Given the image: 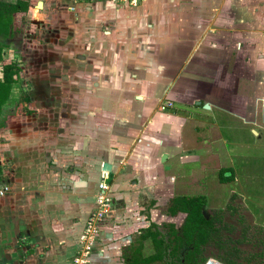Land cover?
I'll list each match as a JSON object with an SVG mask.
<instances>
[{
    "label": "crops",
    "instance_id": "obj_1",
    "mask_svg": "<svg viewBox=\"0 0 264 264\" xmlns=\"http://www.w3.org/2000/svg\"><path fill=\"white\" fill-rule=\"evenodd\" d=\"M26 2L29 11L35 0ZM93 6L94 12L75 14V39L69 43L75 44L77 70L61 84L60 97L74 99L75 105L53 113L40 101L48 97L51 83L40 90L47 78L35 74L29 79L33 91L26 95L34 107L10 111V95L1 109L0 179L10 191L0 197V264H68L94 210L103 171L109 174L112 207L89 264H127L132 247L141 242L143 249L150 242L140 236L157 225L153 212L180 197L175 196L181 186L177 179L187 178V187L193 186L220 150L218 142L208 143L205 117L214 115V108L201 106L203 84H222L234 75L243 51L251 52L245 66L253 68L255 78H264V0H141L139 7L120 10ZM28 11L15 15L12 39L21 33L19 22ZM99 21L102 27H94ZM248 32L257 36L250 44L243 36ZM11 40L2 52L3 64L16 62L15 55L4 58L12 52ZM22 42L19 50L32 43ZM229 64L235 68L231 73ZM184 98L196 99L188 117L173 109L189 105ZM163 100L173 102L166 115L157 111ZM215 110L213 125L220 134L221 116L239 119ZM53 129L60 131V142L51 138ZM176 167H186V174H176ZM142 249L140 258L153 254L145 256Z\"/></svg>",
    "mask_w": 264,
    "mask_h": 264
},
{
    "label": "rangeland",
    "instance_id": "obj_2",
    "mask_svg": "<svg viewBox=\"0 0 264 264\" xmlns=\"http://www.w3.org/2000/svg\"><path fill=\"white\" fill-rule=\"evenodd\" d=\"M75 1L35 0L28 14L22 17L25 21L19 22L21 33L11 40L13 41L12 46H10L12 52L4 53L6 61L11 60L12 56L15 55L16 63L21 68L20 76L12 86L11 99L7 104L10 111L16 108L15 112L24 113L34 107V101L31 102V99L26 95L33 91L29 79L35 74L40 78H47L45 84L39 85L40 90H43L48 83H51L50 87L52 90L48 93V97L40 101L45 102L46 107L53 109V113L58 112L57 109H62L64 106L75 105L74 99L66 100L60 97L62 81L72 80L71 78L75 77L77 70L74 62L76 58L75 44L72 43L75 39V33H73L76 25L75 14L87 9H91L88 10V14L94 12L92 10L94 8L93 5L99 3L79 4ZM36 2H38V6ZM129 3L103 2L101 4L110 6L114 10L134 8ZM136 3L137 7H139V0ZM71 14L72 17L65 19V22L63 18L60 19L62 15L70 16ZM248 21V24L251 25L252 19H248ZM103 24L102 21H99L98 24H94V27H102ZM84 25L91 27L92 22L86 20ZM250 33L243 34L244 38H247L245 43L250 44L252 40L256 41L257 36H251ZM22 39H29L32 43L26 42V45L20 47V51H18V41L21 40L22 42ZM70 40L72 42L69 43ZM11 43L9 42V44ZM250 53L249 51H243L244 64L242 63L237 68V73L235 72L234 75L230 74L222 84H214L213 86L210 83L203 84L202 90L204 92L200 90L203 98L199 99L202 103L201 106L208 104L214 108V115L207 113L205 117L208 121L207 128H209L207 131L208 143L218 142L220 150H216L210 161H206V173H198L193 186L187 187V184H189L187 178L177 179L181 186H177L179 190H176L175 196L178 194V196L188 197L204 196L206 200L205 216L214 220L220 219L221 222L218 224V228L221 230L218 237L220 238L222 249L218 248L217 250L212 245L205 246L203 248V256L206 258L204 264H224L225 260L231 258L229 257V252L235 254L239 264H246L247 262H249L248 264H264V78H255L253 76V68L249 67V64L245 66ZM42 59H48V61L51 59L52 62L53 60L60 61L61 59L62 61L59 66L53 65L54 63L52 62H50L52 64H42V61H40ZM65 60H69L72 63L66 65L63 62ZM3 63V61L0 62V69ZM230 64L228 70L231 73L234 65ZM209 89L211 90L209 91ZM204 95L207 98H204ZM195 100L194 98L181 99L184 104L189 103V105H179L183 106L180 110H177L178 107H175V105L172 108L179 115L188 117V107L191 108L193 106L192 102ZM163 102H171L173 104L171 100H163L159 102L157 111H159V105ZM36 104L37 106L40 105L37 101ZM174 104H176L175 100ZM219 108L233 113L235 118H239L237 121L236 119L233 120L228 119L229 117L221 116L220 120L225 119L226 122H222V134L213 125L214 119H216L215 112H218L215 109ZM173 109H170L168 113L164 112L161 114H169ZM243 121L247 122V124L243 125ZM212 126L213 132L210 131ZM182 133L184 135L183 139L185 138L186 141L188 134L187 123L182 129ZM51 136L55 142H60L59 139L63 138L57 129H53ZM222 139H225V141H222ZM196 167L199 168L200 166ZM184 169L186 167H183L182 170L180 167H176V174H186L187 170L185 171ZM224 169H228L224 176L230 175L232 171V180L229 182H221L219 180V172ZM160 209L153 212L152 217L157 224L158 231H161L164 237L168 236V228L170 226L173 231H179L183 218H173L169 216L165 208ZM228 225L231 229H228ZM243 227L246 228V231L241 230ZM244 233V241L241 242ZM169 237L171 238L172 236ZM235 240L240 242L236 243ZM142 252L145 256L154 253L151 242L147 243ZM256 254H259L258 257L255 256ZM237 260H235L236 264H238ZM154 264L165 263L162 261Z\"/></svg>",
    "mask_w": 264,
    "mask_h": 264
},
{
    "label": "trees",
    "instance_id": "obj_3",
    "mask_svg": "<svg viewBox=\"0 0 264 264\" xmlns=\"http://www.w3.org/2000/svg\"><path fill=\"white\" fill-rule=\"evenodd\" d=\"M28 3L26 0H17L15 4L0 2V62L2 52L9 47L8 43L13 38L14 17L18 13H27ZM0 78V114L4 104L8 101L12 86L20 76L21 68L16 62L2 64ZM225 170V171H224ZM219 172L221 182L231 181L232 175H225L228 169ZM230 171V170H229ZM206 200L204 196H180L170 200L166 212L171 217H182L183 222L179 231L168 229V236H163L158 227L150 224L140 240L150 239L154 253L146 258H140L139 253L142 243L132 247V254L126 256L127 264H150L164 261L165 264H204L206 258L203 256V248L212 241L217 248L222 249L219 230L214 228L212 218L204 214ZM169 236H172L171 238ZM234 253V252H233ZM229 257L224 264H236L235 254L228 253Z\"/></svg>",
    "mask_w": 264,
    "mask_h": 264
},
{
    "label": "built area",
    "instance_id": "obj_4",
    "mask_svg": "<svg viewBox=\"0 0 264 264\" xmlns=\"http://www.w3.org/2000/svg\"><path fill=\"white\" fill-rule=\"evenodd\" d=\"M138 0H76L79 4L103 3V2H126L137 6ZM141 0H139L140 2ZM129 3V4H130ZM171 102H163L159 105L160 112H166L172 109ZM10 187L7 183L0 179V197H4L9 193ZM94 210L85 222L83 232L78 240L77 253L68 264H89V257L95 251L102 226L111 213L112 197L110 194L109 174L107 171L100 173L97 192L94 198Z\"/></svg>",
    "mask_w": 264,
    "mask_h": 264
},
{
    "label": "flooded vegetation",
    "instance_id": "obj_5",
    "mask_svg": "<svg viewBox=\"0 0 264 264\" xmlns=\"http://www.w3.org/2000/svg\"><path fill=\"white\" fill-rule=\"evenodd\" d=\"M18 51H20V50L18 49ZM212 223L215 224L214 228L218 229V230L221 232V230L218 228V224L221 223V222H220V219H216V220L213 219ZM235 226H237V225H235ZM223 227H225V226L223 225ZM228 229H231L229 225H228ZM228 229H227V231H228ZM245 229H246V228L243 227L241 230H242V231H246ZM240 234H241V232H240ZM244 235H245V233L242 235V240H241V242L244 241ZM218 236H219V234H218ZM235 242L238 243V242H240V241H239V240H235ZM208 245H210V246L212 245V246H214L215 248H217L216 245H215L212 241H209V242H208ZM234 246H235V245H234ZM217 250H218V248H217ZM258 255H259V254H256L255 256L258 257ZM238 262H239V260H237V263H238ZM248 263H249V262H247L246 264H248ZM238 264H239V263H238Z\"/></svg>",
    "mask_w": 264,
    "mask_h": 264
},
{
    "label": "water",
    "instance_id": "obj_6",
    "mask_svg": "<svg viewBox=\"0 0 264 264\" xmlns=\"http://www.w3.org/2000/svg\"><path fill=\"white\" fill-rule=\"evenodd\" d=\"M205 108H207V106H205ZM165 159H166V155H163V156L161 157V162H164Z\"/></svg>",
    "mask_w": 264,
    "mask_h": 264
}]
</instances>
